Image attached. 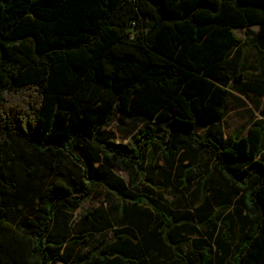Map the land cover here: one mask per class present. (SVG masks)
I'll use <instances>...</instances> for the list:
<instances>
[{
    "label": "trees",
    "instance_id": "16d2710c",
    "mask_svg": "<svg viewBox=\"0 0 264 264\" xmlns=\"http://www.w3.org/2000/svg\"><path fill=\"white\" fill-rule=\"evenodd\" d=\"M254 26L262 45L264 0H0V264H228L233 253L229 264H264V127L227 145L213 132L230 83L245 82L230 63L246 44L234 30ZM120 118L164 120L166 141L142 131L125 153L104 137ZM15 142L48 180L20 165L14 181ZM153 149L167 164L212 153L250 219L235 250L223 232L219 252L196 240L181 253L165 233L173 212L113 178L114 167L142 174ZM97 186L125 203L82 209Z\"/></svg>",
    "mask_w": 264,
    "mask_h": 264
},
{
    "label": "rangeland",
    "instance_id": "374dc122",
    "mask_svg": "<svg viewBox=\"0 0 264 264\" xmlns=\"http://www.w3.org/2000/svg\"><path fill=\"white\" fill-rule=\"evenodd\" d=\"M257 30L258 26L234 30L236 36L246 44L234 50L230 63L244 67L245 82L236 89L233 83H230L226 116L213 130L225 145L246 132L250 125L264 123V93L261 87L251 86L256 77L264 78V47L257 38ZM166 124L164 120L141 123L120 118L111 122L104 132V137L125 153L134 154L135 136L142 131H148L153 138L164 142ZM208 131L209 129L203 126L197 129L201 138H204ZM146 158L144 172L140 175L131 177L128 172L116 167L112 168L111 172L113 178L123 186L131 187V183H135L139 190L158 199L173 212L176 228L167 229L165 232L171 237L173 247L181 253H187L197 240L196 244L200 249L210 246L219 252L217 243L224 232L227 238L222 239V242L230 241L235 250V245L243 240V229L250 219L245 206L239 203L241 193L231 187L224 175L218 171L212 153L206 149H196L192 154L181 151L167 164L164 151L153 149L147 152ZM20 165L27 169L33 168L37 172L36 181H46L52 175L47 165L38 159L28 146L15 142L9 166L17 183L21 182L22 177ZM122 203L125 202L121 198L110 194L103 186H97L91 198L81 207L89 210L97 206H120ZM80 214L78 209L77 220ZM110 236L111 233H108L104 238L108 239ZM233 256L234 253L228 258V264Z\"/></svg>",
    "mask_w": 264,
    "mask_h": 264
},
{
    "label": "crops",
    "instance_id": "0c3cea01",
    "mask_svg": "<svg viewBox=\"0 0 264 264\" xmlns=\"http://www.w3.org/2000/svg\"><path fill=\"white\" fill-rule=\"evenodd\" d=\"M258 33V30H257V32H256V34ZM262 46L264 47V42H262ZM264 50V49H263ZM251 86H253V85H256L257 87H261L262 88V92L264 93V78H257L256 77V79L254 80L253 79V81L251 82ZM263 97H264V95H263ZM258 125H260V126H263L264 127V123H259ZM250 126H253V125H250ZM249 126V127H250ZM248 127V128H249ZM248 128H247V131H248ZM247 131L246 132H243L242 134H240V135H245L246 133H247ZM262 156H263V158H264V139H263V150H262ZM75 215H76V212H75ZM55 264H59V263H55Z\"/></svg>",
    "mask_w": 264,
    "mask_h": 264
}]
</instances>
